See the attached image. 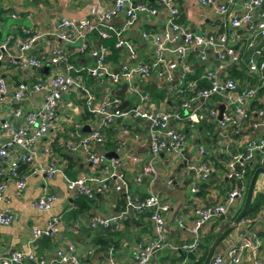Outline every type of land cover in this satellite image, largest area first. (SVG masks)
Instances as JSON below:
<instances>
[{"label": "crops", "instance_id": "crops-1", "mask_svg": "<svg viewBox=\"0 0 264 264\" xmlns=\"http://www.w3.org/2000/svg\"><path fill=\"white\" fill-rule=\"evenodd\" d=\"M136 1L155 8L157 11L156 13L144 11L137 14L133 26L124 33L132 44L135 57H132L128 49H116L117 55L113 56L111 53L108 57V65L112 70L125 64L131 66L137 63H150L153 60L152 43L142 38L141 33L143 31L159 32L167 21L168 8L157 0ZM173 5L179 9L178 22L189 31L207 33L224 30L231 34L232 42L241 51L243 62L221 63L217 51L212 49L205 51V60L201 61V52L193 50L187 54L184 62L179 63L174 72V79L170 83L159 80L155 76L141 80L139 76L134 75L133 80L139 83L142 91L149 83L168 91L165 90L167 95L159 104L151 99L148 103L146 102L148 107L153 109L165 107L177 111V99L174 93L182 82L180 77L182 71L187 72L188 79L200 81L205 71L211 69L216 70L221 76L233 78L239 88L260 85L261 78L258 75L249 74L244 64L251 51V48H247V42L251 36L245 26L236 30L232 29L227 20L214 13L209 7L202 6L199 0H174ZM112 9V0H0V44L7 37H13L4 53V59L0 61V77L5 79L9 91L12 92L16 84L21 81L41 80L48 85L53 75L63 71V64L57 65L50 60L52 51L57 48H63L69 54V60L78 67L92 65L93 59L88 51L76 53L74 48L78 44H68L56 37L55 23L60 17L74 20L93 18L100 13L112 11ZM241 10V0H235L231 6V12L239 14ZM260 10L261 8L254 13V19L258 18ZM112 15L111 25L116 29L120 28L124 22V12H114ZM33 28L43 33V37L33 45L30 51V54L35 57L43 56L41 66L20 67L11 64V57L16 58L18 55L16 38H26ZM94 36H92L93 41ZM254 39L257 46L263 43L260 37ZM110 41L114 39L96 40L94 44L101 43L109 46ZM175 57L171 52L165 53L166 60H174ZM220 65L222 66L219 67ZM204 83L206 86L207 83ZM120 87L104 86L99 90V95H95L99 99L103 96L115 97L119 101L118 104L126 99L129 102L128 107L138 104L139 100L134 99L129 93H126L125 98L116 95L114 92ZM43 96L44 91L42 90L29 94L20 101L13 100L10 94L0 99V127L6 119L20 124L23 120L15 119L12 115L13 110L21 107L23 112L32 111L40 106ZM263 98L264 95L256 96L255 99L262 102ZM79 102L74 95L64 94L62 96L56 111L55 122L49 128L48 133L35 144V167L39 168L53 163L61 166L68 178L75 179L80 175H104L109 169L110 159H117L119 168L127 176L131 189L135 193L144 196L148 192H154L170 204V210L164 213L166 245L150 264L189 263L190 257L182 255L179 248L183 243L192 240L189 227L193 222V208L197 205L224 202L233 184L240 186L239 182H233L227 177V159L232 154L243 152L247 140L263 135L264 129L252 127L248 120L240 126L222 127L216 118L210 116L209 110L215 109L219 113L218 106L224 104V99L221 96H213L205 100L197 99L190 110L183 111L182 119L173 123L175 127L186 133V141L181 153L179 155L167 151L158 153L152 161L155 171L153 175H142L141 182L136 183V178L141 175L143 166L148 165L151 157L147 121L137 119L132 122L127 118L117 119L109 129L110 131L105 134V141L102 144L91 146L95 152L103 154L105 158L102 166H94L82 151L71 152L64 145L76 136L77 130L79 134L87 133L88 131L82 130L83 127L90 128L92 125L91 117H88L82 103ZM203 110H206L205 114L202 113ZM227 111L228 108L224 104L223 112ZM190 115L193 116L190 117ZM124 126H131L135 132L140 134V138L134 140L131 136H122L121 129ZM4 140L0 128V143ZM199 146L207 151L206 155L198 153ZM18 153L19 151H15L10 156L11 160L15 159ZM131 154L139 158L137 163L129 161L127 156ZM261 156L260 152H255L249 164L255 165ZM188 162L206 163L211 169V174L207 179H202L194 172L188 171ZM7 164H0L3 170L0 182L6 186L3 191L4 197L0 200V210L8 209L14 215V219L9 225L0 224V264L3 258L15 251L33 252L36 261L30 264H38L40 259L45 263L56 261L57 250H65L68 245L75 248L82 264H127L130 262L135 245L153 236L152 225L145 214L136 215L129 212L122 228L115 232L101 228L91 229L88 226L90 218L110 216L123 208L124 204H121L124 201L123 197L114 190L96 191L92 199H87L76 192L68 191L61 174L58 173L48 178L40 171L30 173L32 167L28 166V171L23 173L27 175L25 187L18 192ZM242 184L245 187L244 181ZM193 185L198 188L196 193L190 191ZM44 193H51L56 197L50 212L39 211L33 206L34 201ZM255 193H261L264 196L263 172L257 175L251 199ZM242 198L237 199L228 208L223 218L211 220L201 228L199 234L201 244L208 246L209 249L214 238L232 221L242 205ZM49 213L60 217L59 232L51 237H33L32 228L36 226L44 229ZM248 219L250 220L248 224L239 222L217 247V252L220 253L229 245L236 243L242 233L257 234L259 236L257 251L254 253L252 249H245L241 254L240 264H249L253 259L264 261V205L255 216ZM178 220H182L183 227H179ZM202 251V248L196 250L195 258L200 257Z\"/></svg>", "mask_w": 264, "mask_h": 264}, {"label": "built area", "instance_id": "built-area-1", "mask_svg": "<svg viewBox=\"0 0 264 264\" xmlns=\"http://www.w3.org/2000/svg\"><path fill=\"white\" fill-rule=\"evenodd\" d=\"M168 8V18L164 27L159 32L141 33L142 38L151 41L153 47V60L150 63H137L135 65H121L112 70L108 65V57L111 49L107 45L94 41H102L115 38L114 48L128 49L134 58L132 44L125 37L124 33L129 30L139 12L148 11L156 13L155 8H150L142 2L136 0H112V11L100 13L93 18L86 17L78 20L60 17L54 26L56 37L68 44H78L74 52H89L93 59V64L78 67L69 60V54L63 48L52 51L50 60L54 64H63V71L53 75L48 85L41 80L36 82L21 81L16 84L12 92L3 77H0V99L5 96L12 97L15 101L23 100L29 94L44 91L43 100L37 108L32 111L23 112L21 107L13 110L15 119H22L20 124H15L6 119L1 123V135L5 139L0 143V164H7L8 171L15 182L19 192L25 187L27 175L18 172L19 164H27L30 173L40 171L48 178L61 174L65 180L68 191L76 192L88 199H92L96 191L114 190L122 195L124 209L117 211L110 216H94L88 220L91 229L101 228L110 231H119L126 221L129 212L136 215L145 214L152 225L153 236L144 242H138L131 254L130 262L127 264H150L152 259L165 247L167 234L164 229V213L170 210V204L154 192L141 196L131 189L127 176L119 168L117 159H110L109 169L104 175H80L75 179L68 178L61 166L47 164L42 167H35V144L45 136L49 128L56 119V111L59 102L64 94H74L75 98L82 101L84 111L92 119V125L87 133L79 134L73 139L65 142L68 151H82L87 160L94 166H102L104 163L103 154H98L92 149L93 144H102L105 141V131L110 129L119 118H127L130 121L141 119L149 124V149L151 153L148 165L143 166L142 173L135 180L140 183L142 175H153V159L160 152H170L179 155L184 148L186 133L173 125L174 122L182 119V115L165 107L153 109L148 107L146 102L150 101L147 92H143L139 83L133 80L137 75L141 80L150 76H155L159 80L170 83L174 79V72L179 63L184 62L190 51L201 52V61L205 60V51L212 49L217 51V56L221 63L232 64L243 62L241 51L232 42L233 36L226 31L195 33L184 28L176 21L179 9L173 5L174 0H157ZM235 0H199L202 6L209 7L214 13L228 21L232 29L245 26L250 33L247 48H251L244 64L246 71L251 75H258L261 78L260 85L239 88L238 83L231 77L221 76L216 70L207 69L200 80L206 82V86H199L197 79H188L187 72L181 73V84L175 89V94L181 99V109L188 111L193 102L197 99H209L213 96H221L228 111L223 112L221 120L217 119L218 111L210 109L211 117L218 120L220 126H240L246 120L250 121L252 127L264 129V98L262 107L250 110V103L257 96L258 88L264 83V0H241V13L233 14L231 6ZM258 18L254 19V13L259 10ZM114 12H124L125 18L120 28L111 25L110 20ZM13 17L15 15H12ZM95 35V36H94ZM92 36L95 37L94 41ZM43 37V33L37 28L31 29L26 38H16L18 44V55L11 57V64L22 66L39 67L43 56L35 57L30 54L33 45ZM255 37L263 39V43L256 45ZM13 37H7L0 44V61L4 59V53ZM171 52L176 57L174 60H166L165 53ZM220 65L219 67H221ZM84 75L103 82L108 79L118 87L122 83L127 84L126 93L139 100L138 104L131 107L126 106L119 109V101L115 97L103 96L97 98L95 93L84 82ZM186 77V78H185ZM116 87V86H115ZM114 87V88H115ZM136 100V101H137ZM253 115V116H251ZM193 115H190L192 117ZM76 126V124H75ZM78 126V125H77ZM122 136H131L134 140L140 138V134L135 132L130 126L121 129ZM15 151H19L15 159L10 158ZM48 151V149H47ZM198 153L206 155L207 151L198 147ZM262 154L258 163L264 165V134L256 138L248 139L243 152L232 154L226 163L227 177L239 182L240 186H234L227 192L224 202L211 205H197L193 208V222L189 227L192 240L183 243L179 251L183 253L195 252L199 248V234L201 228L220 216H224L228 208L234 202L243 197L245 172L249 162L252 161L254 153ZM130 162L137 163L139 158L136 155L127 156ZM33 165V166H32ZM187 169L194 172L202 179H207L211 169L206 163L196 164L188 162ZM3 170L0 168V176ZM168 183H171L168 181ZM5 184L0 182V200L3 199ZM192 193H196L198 188L193 185L190 188ZM56 197L51 193H44L33 203V206L44 212H50ZM14 215L8 210H0V224L9 225L12 223ZM249 219H241V224H248ZM60 217L49 213L48 222L44 229L36 226L32 228V235L35 238L51 237L59 232ZM179 227H183L182 220H178ZM259 243V236L255 233L247 235L242 233L236 243L229 245L223 252L216 253L209 264H240L241 254L245 249H252L255 253ZM57 260L45 263L39 260L38 264H82L75 248L68 245L64 250H57ZM36 261L33 252L15 251L8 257L2 259V264H30ZM186 264V263H185ZM249 264H264V261L253 259Z\"/></svg>", "mask_w": 264, "mask_h": 264}, {"label": "trees", "instance_id": "trees-1", "mask_svg": "<svg viewBox=\"0 0 264 264\" xmlns=\"http://www.w3.org/2000/svg\"><path fill=\"white\" fill-rule=\"evenodd\" d=\"M178 18H179V15L177 16V18H176V21L178 22ZM111 39H113V38H111ZM111 39H109V40H111ZM114 41H110V43L108 44L109 45V47H110V49H111V53L113 54V56H115V55H117V50H116V48H114ZM190 78V77H189ZM199 86H205V83L202 81V80H200L199 81ZM144 92H147L148 93V95L150 96V99L152 100V101H154L155 103H157V104H159L161 101H163L164 99H165V97H166V95L167 94H165V91L162 89V88H158V87H156L153 83H149L146 87H145V89L143 90ZM175 94V93H174ZM262 95H264V83L262 84V86L261 87H259L258 88V91H257V96H259V97H261ZM175 98L177 99L176 100V103H177V105H176V110H177V112H179L181 115H183V111L184 110H182L181 108H179V105H180V103H181V100L179 101V97L175 94ZM134 98V97H133ZM135 99V98H134ZM80 101V100H79ZM79 103H82V101H80ZM263 106V104L261 103V101H258V100H256V99H253V101L251 102V104H250V110L253 112L254 110H256V109H258V108H260V107H262ZM88 114V113H87ZM251 116H253V115H251ZM88 117H90L89 116V114H88ZM210 129V128H209ZM108 131H110L109 129H107L106 131H105V134L108 132ZM228 160V159H227ZM260 166V164L259 163H256L255 165H248L247 166V169H246V172H245V179L244 180H246L247 179V182L250 180V178H251V176H252V174H253V172H254V170L256 169V168H258ZM28 165L27 164H19V166H18V172L20 173V174H23V173H25V172H27L28 170ZM64 171V170H63ZM210 174H211V172H210ZM243 180V181H244ZM234 182V181H233ZM235 186V183L233 184V187ZM232 187V188H233ZM245 192H246V187H244V194H243V196L245 195ZM80 195V194H79ZM80 196H83V195H80ZM83 197H85V196H83ZM86 198V197H85ZM88 199V198H87ZM244 201V200H243ZM84 204H86L85 202H83ZM122 205L124 204V201L121 203ZM242 204H243V202H242ZM264 205V196H263V194H261V193H255L254 194V196L252 197V199L250 200V203H249V205H248V208H247V210L245 211V213H244V215L242 216V219H248V218H252L253 216H255L256 215V213L261 209V207ZM241 207H242V205L240 206V208L237 210V212L235 213V215L233 216V218H232V220L235 218V216L238 214V212L240 211V209H241ZM80 209H81V206H80ZM122 209H124V206H123V208ZM121 209V210H122ZM119 211V210H118ZM221 218H223V216H220V217H218V218H216V220L217 219H221ZM104 230H107V231H109V232H111L110 230H108V229H104ZM113 232V231H112ZM203 249V251H202V254L200 255V257H198V258H195V256H194V252H188L187 254L186 253H183V252H181V251H179L182 255H185V256H189L190 257V259H191V261L189 262V263H186V264H202L203 263V261H204V258H205V256H206V254H207V251H208V246H206V245H204V244H201V242H200V244H199V248L198 249Z\"/></svg>", "mask_w": 264, "mask_h": 264}, {"label": "water", "instance_id": "water-1", "mask_svg": "<svg viewBox=\"0 0 264 264\" xmlns=\"http://www.w3.org/2000/svg\"><path fill=\"white\" fill-rule=\"evenodd\" d=\"M126 89H127V84L126 83H122L121 87L119 90L115 91L114 93L122 98H125L126 96ZM129 104L128 100H124L119 106V109H124L127 105ZM219 108V113L217 116L218 120H221L222 118V114H223V110H224V104H220L218 106ZM83 131H89L88 126H84ZM263 172L264 173V165L263 166H259L258 168H256L249 180L247 189H246V193L244 196V201L242 204V207L240 209V211L238 212V214L235 216V218L227 225L225 226L222 231L214 238L213 242L211 243L207 254L204 258V261L202 264H209L210 261L212 260L213 256L218 253L217 252V247L219 245V243L222 241V239L232 230L236 227V225L239 223V221L242 219V216L244 215L245 211L248 208V205L250 203L251 200V196H252V192H253V188L255 185V181L257 178L258 173Z\"/></svg>", "mask_w": 264, "mask_h": 264}, {"label": "rangeland", "instance_id": "rangeland-1", "mask_svg": "<svg viewBox=\"0 0 264 264\" xmlns=\"http://www.w3.org/2000/svg\"><path fill=\"white\" fill-rule=\"evenodd\" d=\"M114 39V42H115V38H113ZM114 44V43H113ZM90 79H89V77H87V76H85L84 75V82H85V84L91 89V91L93 92V93H95L96 95H99V90L100 89H102L104 86H111V87H115V86H117L116 84H113V83H111L108 79H104L103 80V82H100L99 80H95V79H91L90 81H89ZM164 91L166 90L165 88L163 89ZM167 91V90H166ZM166 91H165V93H166ZM168 92V91H167ZM70 95H74V94H70ZM205 112H206V110H203L202 111V113H204L205 114ZM126 124H129V123H126ZM131 127V126H130ZM132 128V127H131ZM133 129V128H132ZM248 183H249V181L247 182V179L246 180H244V185H245V187H246V189H247V186H248ZM246 193V192H245ZM245 196V195H244ZM244 196H243V198H242V202H243V200H244Z\"/></svg>", "mask_w": 264, "mask_h": 264}]
</instances>
